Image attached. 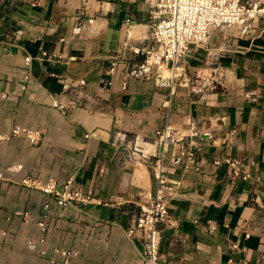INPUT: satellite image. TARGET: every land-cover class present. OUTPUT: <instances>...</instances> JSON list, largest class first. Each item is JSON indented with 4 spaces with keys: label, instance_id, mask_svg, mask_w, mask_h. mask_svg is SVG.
I'll return each mask as SVG.
<instances>
[{
    "label": "crops",
    "instance_id": "1",
    "mask_svg": "<svg viewBox=\"0 0 264 264\" xmlns=\"http://www.w3.org/2000/svg\"><path fill=\"white\" fill-rule=\"evenodd\" d=\"M155 1L0 0V133L22 127L42 134L39 145L24 137L0 143V264H62L55 249L78 251L76 264H143L141 247L125 230L139 213L140 194L156 188L149 161L159 153L156 131L167 116L181 139L176 148L200 150L201 172L183 177L171 203L177 225L163 230L164 260L264 264V20L255 37L234 29L212 34L209 58L223 75L217 90L202 98L185 88L170 96L154 80H126L122 66L105 87L110 59L121 61L127 33L132 45H146ZM85 2L86 16L78 20ZM85 19L92 25L75 35ZM203 53L195 51L186 62L197 68ZM191 120L209 136L190 139ZM222 155L243 163L241 177L212 165ZM182 168L178 163L174 177ZM28 178L55 179L60 190L74 181L96 201L81 210L59 207L25 186ZM209 220L219 225L217 234L204 229ZM226 238L246 248L233 262Z\"/></svg>",
    "mask_w": 264,
    "mask_h": 264
},
{
    "label": "built area",
    "instance_id": "2",
    "mask_svg": "<svg viewBox=\"0 0 264 264\" xmlns=\"http://www.w3.org/2000/svg\"><path fill=\"white\" fill-rule=\"evenodd\" d=\"M86 5L78 13V20L86 16ZM264 20V3L259 1L242 2L241 0H156L150 10V35L146 45L137 46L129 42L130 32L127 33V40L122 45L118 58L110 59L108 74L111 79L104 81L105 87H112V77L118 68H124L125 79L134 78L137 80H154L156 84L167 89L170 96L176 95L179 88L190 91L193 97H204L211 91L217 90L221 85L222 71L220 66L211 62L214 71L203 73L190 67L186 62L188 55L198 50L209 48L212 34L219 30H237L240 37H255L258 35V23ZM92 25V20H84L74 30V34L81 33L84 24ZM134 21L129 18L125 21L130 31ZM26 66L31 67L32 59L27 57ZM127 85V81H125ZM80 87L86 86V81H80ZM25 90L26 87L24 86ZM66 91L70 90L65 85ZM82 93L78 94L79 96ZM65 109L61 105H56ZM76 108L81 104L74 103ZM164 127L156 131L159 144V153L153 160L148 159L154 170L156 188L140 194L139 213L134 217L125 230L128 240L140 246L139 255L143 264H168L160 253L162 233L166 228H174L177 225L176 217L171 211V203L182 189L183 177L188 173H200L201 161L199 160L200 150L196 148L177 149L181 139L177 131L170 124L169 116L166 117ZM189 137L196 139L203 134L196 121L189 123ZM238 131L234 129L228 134V144H231ZM24 137L31 145H39L42 142V134L38 130H31L16 127L7 134L0 133V143H9L15 138ZM89 137V136H88ZM133 154L128 153L127 161H132ZM178 163L183 167L180 177L177 175ZM212 165L216 168L228 166L232 177H241L243 163L226 155L216 157ZM249 176V175H248ZM23 184L29 188L41 190L44 194L54 198L56 205L62 208L71 207L81 210L82 207L95 202L96 200L89 193H85L74 181H69L62 190L58 188V181L50 179L46 183L32 178L25 179ZM50 205L45 209L49 210ZM39 227L42 233H46L47 225L41 221ZM228 227V226H226ZM204 229L210 234L219 232V225L209 220ZM244 240H249L251 234L246 232ZM230 252L233 257L240 256L246 252L241 241H231ZM44 244L45 239H40ZM55 255L59 256L62 264H76L79 256L78 251L55 249ZM46 255L45 251L41 252ZM57 264L56 259L50 261ZM180 264H185L184 259Z\"/></svg>",
    "mask_w": 264,
    "mask_h": 264
},
{
    "label": "rangeland",
    "instance_id": "3",
    "mask_svg": "<svg viewBox=\"0 0 264 264\" xmlns=\"http://www.w3.org/2000/svg\"><path fill=\"white\" fill-rule=\"evenodd\" d=\"M200 52L202 51V52H205V53H203L204 55H201L202 56V58H203V61H201V62H203V63H201V65L200 66H198L197 68H193V69H195L196 71H200V70H202L203 71V73H205L206 72V74L208 73V72H211V71H214V67H212V65H211V61H210V55H209V52H210V49L208 48V49H206V50H199ZM191 64V63H190ZM208 71V72H207Z\"/></svg>",
    "mask_w": 264,
    "mask_h": 264
}]
</instances>
